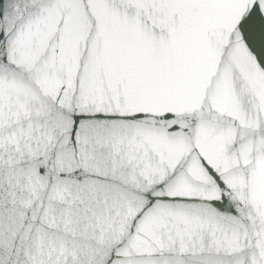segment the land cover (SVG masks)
<instances>
[{"label":"snow or ice","instance_id":"obj_1","mask_svg":"<svg viewBox=\"0 0 264 264\" xmlns=\"http://www.w3.org/2000/svg\"><path fill=\"white\" fill-rule=\"evenodd\" d=\"M0 264H264V0H0Z\"/></svg>","mask_w":264,"mask_h":264}]
</instances>
